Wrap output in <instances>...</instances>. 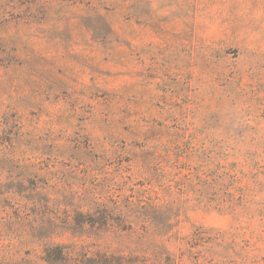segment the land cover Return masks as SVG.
<instances>
[{
  "label": "rangeland",
  "instance_id": "1",
  "mask_svg": "<svg viewBox=\"0 0 264 264\" xmlns=\"http://www.w3.org/2000/svg\"><path fill=\"white\" fill-rule=\"evenodd\" d=\"M55 246L264 264V0H0V264Z\"/></svg>",
  "mask_w": 264,
  "mask_h": 264
},
{
  "label": "trees",
  "instance_id": "2",
  "mask_svg": "<svg viewBox=\"0 0 264 264\" xmlns=\"http://www.w3.org/2000/svg\"><path fill=\"white\" fill-rule=\"evenodd\" d=\"M68 258H69V254L64 249V246H55L52 249L48 248L44 256V259L49 263L61 261V263L64 264L68 261ZM108 262H109L108 260H105V263Z\"/></svg>",
  "mask_w": 264,
  "mask_h": 264
}]
</instances>
